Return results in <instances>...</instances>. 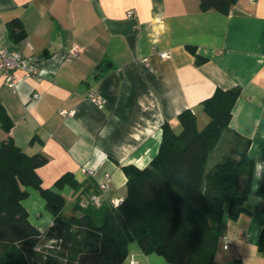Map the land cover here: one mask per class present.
Here are the masks:
<instances>
[{
    "label": "crops",
    "instance_id": "0c3cea01",
    "mask_svg": "<svg viewBox=\"0 0 264 264\" xmlns=\"http://www.w3.org/2000/svg\"><path fill=\"white\" fill-rule=\"evenodd\" d=\"M12 20L24 30L19 41L9 35ZM72 49L77 53L67 59ZM0 50L22 53L35 70L16 88L0 80V110L12 120L6 130L0 115V147L12 138L45 157L38 173L55 190L70 172L80 192H97L107 172L109 197L124 198V167L151 162L165 122L179 131L178 115L192 108L203 128L209 116L202 101L218 87H241L230 127L252 139L250 212L220 225L215 264H264L256 245L264 225V0H238L228 14L202 10L201 0H0ZM163 51L171 56L162 58ZM28 190L24 205L43 233L54 216L40 192ZM60 191L66 213H75L76 192L69 185ZM225 235L233 248L224 249ZM133 262L170 264L136 242L124 264Z\"/></svg>",
    "mask_w": 264,
    "mask_h": 264
},
{
    "label": "trees",
    "instance_id": "16d2710c",
    "mask_svg": "<svg viewBox=\"0 0 264 264\" xmlns=\"http://www.w3.org/2000/svg\"><path fill=\"white\" fill-rule=\"evenodd\" d=\"M238 0H201L202 10L228 14ZM12 20L9 35L21 40L24 30ZM241 87H218L202 101L208 123L198 128L192 108L183 110L179 131L163 124L157 154L144 168L124 167L126 194L119 206L107 202L82 207L87 195L81 183L67 172L54 186L69 185L77 194L75 213L67 214V198L46 188L38 168L46 162L6 139L0 147V264H124L128 245L139 244L144 253H157L170 264H215L225 219L236 221L251 192L254 160L250 137L230 127ZM6 130L10 116L0 110ZM231 132L229 150L212 168L210 152L224 132ZM46 200L53 224L43 233L29 219L24 200L28 188ZM74 192V193H75ZM264 253V225L256 242Z\"/></svg>",
    "mask_w": 264,
    "mask_h": 264
},
{
    "label": "built area",
    "instance_id": "2783aa9c",
    "mask_svg": "<svg viewBox=\"0 0 264 264\" xmlns=\"http://www.w3.org/2000/svg\"><path fill=\"white\" fill-rule=\"evenodd\" d=\"M133 11L129 12V15H132ZM77 53L76 49H72L68 55L67 59H71L73 55ZM159 55L162 58H169L171 54L169 52H160ZM17 70H22L24 75L19 77L16 73ZM35 70L32 65V62L27 59L22 53L18 51H2L0 50V80L12 88H16L17 84L34 75ZM35 97L37 94L34 95ZM90 100L95 103H102V98L91 94L89 96ZM83 172L89 176H95L96 172L93 169L84 168ZM111 190L110 174L104 173L101 181L98 182V191L94 193L87 194L83 196L79 204L82 207H87L90 204L95 206H101L105 202L113 205L119 206L123 202V198H112L109 197V192ZM222 242L224 249H231L234 247L233 239L227 235L222 236ZM132 264H138L133 262Z\"/></svg>",
    "mask_w": 264,
    "mask_h": 264
},
{
    "label": "rangeland",
    "instance_id": "374dc122",
    "mask_svg": "<svg viewBox=\"0 0 264 264\" xmlns=\"http://www.w3.org/2000/svg\"><path fill=\"white\" fill-rule=\"evenodd\" d=\"M230 142L231 134L228 132H224L216 147L209 154L207 163L208 169L212 168L227 153V151L229 150Z\"/></svg>",
    "mask_w": 264,
    "mask_h": 264
}]
</instances>
